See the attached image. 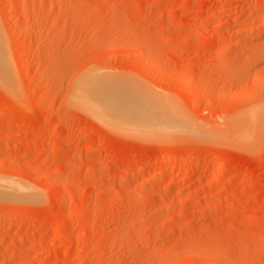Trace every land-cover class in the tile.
Returning a JSON list of instances; mask_svg holds the SVG:
<instances>
[{
	"label": "rangeland",
	"instance_id": "374dc122",
	"mask_svg": "<svg viewBox=\"0 0 264 264\" xmlns=\"http://www.w3.org/2000/svg\"><path fill=\"white\" fill-rule=\"evenodd\" d=\"M0 41V264H264V0H0Z\"/></svg>",
	"mask_w": 264,
	"mask_h": 264
},
{
	"label": "bare ground",
	"instance_id": "6f19581e",
	"mask_svg": "<svg viewBox=\"0 0 264 264\" xmlns=\"http://www.w3.org/2000/svg\"><path fill=\"white\" fill-rule=\"evenodd\" d=\"M261 30V29H260ZM261 31H263V30H261ZM237 33V32H236ZM255 33H257V31L255 32ZM260 34V33H259ZM4 50L2 49V45H1V41H0V81H3L4 80V82L6 81V83H7V80H9L10 79V77H9V73H8V65H7V60L5 59V55H4V52H3ZM9 72H10V70H9ZM83 85V86H82ZM80 87H81V89H80V96H79V94H78V96L81 98V102H82V104H83V106L84 107H88L90 110H92L93 112H95V113H98V114H100V115H103V117H104V119H112V118H115V120L117 119V120H119L121 117H122V119H125L126 121H123V122H125L124 124H126V125H128V122H134L135 120H133V121H129V119H132V117H135L136 115H138V117H135V118H133V119H136L137 120V122L139 123V126H141V124H144V126H148V124H145V123H148L147 122V120H149V119H152V117H150V116H148L149 115V113H150V111L153 113L154 112V110H155V105H154V107H153V101H152V104H151V102L149 103V104H151L152 106L151 107H153V109L151 110V108H150V106L147 104V102H145L144 100H145V98H147V97H140V96H133V97H131L130 95L131 94H129L130 93V91H128V93H126L125 92V94L126 95H122V97L124 98V102L127 104L128 102H134V103H137L140 107H142V108H146L147 107V110L146 109H144V110H142L140 107H138V105H136V107L138 108H136L135 107V104H133V103H131V104H133L134 106V108H132V107H129V106H124L122 109H121V107L119 106V103L121 102V101H119L118 100V98H120V100H121V98L122 97H118L117 98V100L118 101H116L117 102V105H116V103H115V106H112L111 104L109 105V103H108V101H109V99H107L106 100V98H107V96L106 97H103V98H101L100 97V95L99 94H93L92 93V89H93V87L96 85L95 84V82L94 81H92V79L90 80L89 78H87V81L85 82V83H83ZM78 88H79V86H78ZM77 88V89H78ZM139 92H140V90H139ZM106 93V92H105ZM105 93H102V94H105ZM114 93H115V91H114V89H111L110 90V92H108V93H106V94H109V98L111 99V94H112V98H116V97H114L113 95H114ZM117 94V93H116ZM118 95V94H117ZM133 95V94H132ZM95 96H97V97H95ZM116 96V95H115ZM127 96V97H126ZM152 96V95H151ZM122 98V99H123ZM134 99V100H133ZM154 99V98H153ZM148 100H151V99H148ZM147 99H146V101H148ZM157 101V100H156ZM119 102V103H118ZM142 102H143V106H142ZM122 103V102H121ZM108 104V105H107ZM144 104H146V105H144ZM123 105H125L124 103L121 105V106H123ZM148 105V106H147ZM159 106V105H158ZM118 107L120 108V109H118ZM162 107V106H161ZM148 108H150L149 110H148ZM121 110V111H120ZM123 110V111H122ZM129 110V111H128ZM161 110H163V109H161ZM117 111H119V112H117ZM149 111V112H148ZM160 111V110H159ZM156 112V111H155ZM163 112H164V110H163ZM117 113H120V114H117ZM133 113V114H132ZM158 114H159V112H157ZM156 113V114H157ZM161 114V113H160ZM159 114V115H160ZM110 115H115L114 117H110ZM134 115V116H133ZM150 115H152L151 113H150ZM153 115H154V113H153ZM152 115V116H153ZM97 116H99V115H97ZM118 116H120V117H118ZM155 116V115H154ZM163 116V115H162ZM165 117H167L166 115H164ZM163 116V117H164ZM169 116V115H168ZM160 116H157V118H156V116H155V120H157V119H162V118H159ZM172 117V116H171ZM139 119V120H138ZM154 119H152L151 121H153ZM166 119V118H165ZM167 119H171L170 118V116H169V118H167ZM166 119V120H167ZM160 120H157V122L156 123H159V125H160V123L162 124V125H160L161 126V129L163 130V131H165L166 129L165 128H171V126L172 125H167V126H169V127H167V126H164L165 125V123H164V121L165 120H161V121H163V123L160 121ZM120 121V120H119ZM151 121L149 122V124H151ZM159 121V122H158ZM168 122H170V120H167ZM166 121V123H168ZM172 121H173V119H172ZM119 123H121V122H119ZM137 123V124H138ZM155 123V121H154V123L153 124H156ZM152 124V125H153ZM168 124H170V123H168ZM185 124V123H184ZM130 125V124H129ZM152 125H150V128L152 127ZM158 125V124H157ZM180 125V124H179ZM138 126V125H137ZM143 126V125H142ZM155 126V128H156V125H154ZM115 127V126H114ZM127 127V126H126ZM125 127V128H126ZM187 127V126H186ZM131 128V127H130ZM153 128V127H152ZM154 128V129H155ZM158 128V127H157ZM183 128H184V126H183ZM161 129H159V130H161ZM173 129V128H172ZM224 129H226V128H224ZM125 130H128V129H125ZM133 130H135V129H133ZM132 130V131H133ZM168 130H170V129H168ZM167 130V131H168ZM186 130V129H185ZM242 130V129H241ZM122 131V130H121ZM137 131V130H136ZM220 131H222V130H220ZM236 131V130H235ZM160 132V131H159ZM166 132V131H165ZM139 133V132H138ZM142 133V132H141ZM146 133V132H145ZM233 133V132H232ZM151 134V133H150ZM150 134H147V135H150ZM153 134V133H152ZM160 134H162V133H160ZM178 134V133H177ZM216 134V133H215ZM214 134V135H215ZM220 134V133H219ZM236 134H238V133H236ZM218 135V134H217ZM216 135V136H217ZM225 135V134H224ZM235 135V134H234ZM219 136H222V135H219ZM229 136V135H228ZM224 136H222L221 138H223ZM227 136L225 135V137H224V139L226 138ZM229 138V137H228ZM231 138V137H230ZM186 157V156H185ZM171 158V157H170ZM173 159V158H172ZM168 160V159H167ZM187 160H188V158H187ZM186 169V168H185ZM178 175H179V173H178ZM158 176V172H154V173H152V174H150L149 176H148V178H149V180L151 179H154V178H156ZM176 178V177H175ZM175 178H173L174 180H175ZM174 180H172V181H169V183L172 185V183H174ZM153 181V180H152ZM216 181V180H215ZM149 183V182H148ZM121 192V191H120ZM6 194V193H5ZM6 195H8L9 196V194H6ZM18 196V195H17ZM16 197V196H15ZM18 198H20V197H18ZM180 215V214H179ZM178 215V216H179ZM53 241H54V239H53ZM6 264H8V263H6Z\"/></svg>",
	"mask_w": 264,
	"mask_h": 264
}]
</instances>
